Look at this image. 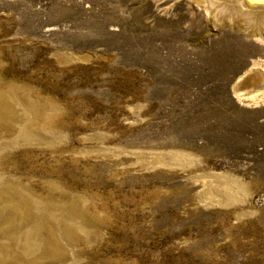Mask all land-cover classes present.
I'll list each match as a JSON object with an SVG mask.
<instances>
[{
  "label": "rangeland",
  "instance_id": "1",
  "mask_svg": "<svg viewBox=\"0 0 264 264\" xmlns=\"http://www.w3.org/2000/svg\"><path fill=\"white\" fill-rule=\"evenodd\" d=\"M223 1L0 0V264H264V1Z\"/></svg>",
  "mask_w": 264,
  "mask_h": 264
},
{
  "label": "bare ground",
  "instance_id": "2",
  "mask_svg": "<svg viewBox=\"0 0 264 264\" xmlns=\"http://www.w3.org/2000/svg\"><path fill=\"white\" fill-rule=\"evenodd\" d=\"M206 1H210L212 3H215V2H220L221 0H206ZM231 0H224L223 2H221L223 5H226V6H229V2ZM238 1V5H240L241 8H249L247 2L245 0H237ZM255 1H264V0H255ZM255 5V4H254ZM251 12H247V15L249 17H252L254 19L255 22H257L258 24H260L261 26L264 27V5H257L256 7L253 6ZM245 12V11H244ZM250 74L253 75L251 73V70L246 72L243 76H241L238 80V83L236 84V86H239V85H243L247 82V80L250 78ZM255 76V75H254ZM252 79V78H251ZM254 80V79H253ZM252 82V81H251ZM248 85V84H247ZM262 92V93H260ZM264 94L263 90H259V92H254V93H251V94H243V93H240L238 94V97L239 98H248V99H251V100H256L257 98L260 97V95Z\"/></svg>",
  "mask_w": 264,
  "mask_h": 264
},
{
  "label": "water",
  "instance_id": "3",
  "mask_svg": "<svg viewBox=\"0 0 264 264\" xmlns=\"http://www.w3.org/2000/svg\"><path fill=\"white\" fill-rule=\"evenodd\" d=\"M245 1L248 3V5H252L255 2V0H245Z\"/></svg>",
  "mask_w": 264,
  "mask_h": 264
}]
</instances>
